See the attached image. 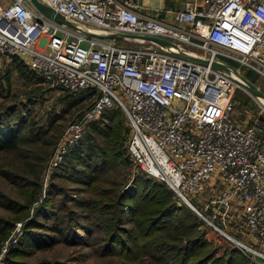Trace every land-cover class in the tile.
<instances>
[{"label":"built area","instance_id":"1","mask_svg":"<svg viewBox=\"0 0 264 264\" xmlns=\"http://www.w3.org/2000/svg\"><path fill=\"white\" fill-rule=\"evenodd\" d=\"M40 1L73 27L47 19L29 0H0V55L23 60L50 87L95 90L49 167H58L88 125L117 106L129 126L125 148L135 167L164 183L245 257L264 264V127L258 120L239 125L233 117L234 93L251 95L241 70L264 83V0H175L170 7H145L141 0ZM214 62L224 68H212ZM240 221V239L217 224ZM22 234L18 223L2 243L0 264Z\"/></svg>","mask_w":264,"mask_h":264},{"label":"rangeland","instance_id":"2","mask_svg":"<svg viewBox=\"0 0 264 264\" xmlns=\"http://www.w3.org/2000/svg\"><path fill=\"white\" fill-rule=\"evenodd\" d=\"M168 1L169 0H154L157 6H162V3L166 4ZM141 2H143V0H141ZM116 44L119 46H132L131 43L123 41H117ZM10 60L11 59L7 56L0 55V78L5 75L6 71H9L11 79L9 98L5 101L3 100V96L6 95L5 91H7V86L4 82L0 83L1 85L4 84L3 88L0 86V103H5V105L18 104L19 107L21 106L18 111L23 117L29 119L30 127L34 129V131L41 129L42 132H46V135L27 137L28 134L25 130L23 134L25 141L21 145V150L17 153V156L0 155V221L9 222L13 225L9 236L14 231L18 223L21 224V229H23L24 221L26 219H31L35 215L37 207L46 197L49 188H51L54 191V194L62 192L65 195V199H63V194L56 196L53 195L52 199H54V209L58 222L63 223V228L68 231V239L69 241H72L69 243L59 242L47 251L34 252L31 256H25L20 259L27 264H40L44 261L54 264H162L164 258L159 260L156 257L161 255L160 250L157 249L158 246L152 245L153 241L157 240L155 238L146 244L147 247L142 249L139 260L135 262L124 261L122 256L118 257L116 255H107L103 249L107 238V232L103 230L105 218H103L99 212L76 208L70 201L72 199H81L82 197L89 198L91 201H97L100 206L106 208L113 206L114 198L119 194L123 193L127 196L136 194L137 189L135 187V179L142 175L140 174V170L135 167L131 159L127 158L126 154H124L126 159H123L122 161L110 157V162L103 168L104 170L96 174L99 181L97 184H99L98 187H100L101 193L105 195L104 198L98 197L97 195L94 196L89 193L96 187V183L93 184L91 188H85L84 186H80L63 177H59V174L57 173L59 170H56L59 166L56 168L49 167V161L54 154L57 143L63 133L71 123L78 121L83 116L84 112L91 107L95 100V96H82L79 100L74 98L76 102L74 105L68 107L65 102L67 91L50 87V85H48L45 81H41L36 85L27 84L24 82L25 80H22L18 76V72L15 71V67L11 64ZM233 66L238 67L236 64H233ZM249 73L250 72L247 69L241 70V74L246 78ZM248 80L252 83L256 82L260 86L261 91H264L263 81L259 80L254 75L251 80ZM35 89H37V91L33 93ZM21 93H30V95L26 96ZM251 95L249 96L240 90H237L234 93L236 102L233 117L240 125L256 120L260 121L262 118V124L264 127V102L260 103V106L257 105L251 99ZM1 96L3 98H1ZM112 108H117V106ZM115 111L117 113V118H115L113 122L115 130L112 134L105 139L97 134H92V141L96 144V146H98V148L102 149H106V146L109 143L117 142L120 144V148L118 150H120L121 153V151H124L126 146L129 126L123 112H121L122 110L120 111L119 109H116ZM12 119H16V115ZM45 139H48V141L54 140V145L47 146ZM48 151L51 153L49 156H47ZM80 167L81 166L79 165L75 166L73 170H70L71 173L77 176L80 175V172L76 170L80 169ZM4 171L18 173L20 178L13 179L6 177L3 174ZM54 174H56V176ZM37 179L38 186H40L39 191H35L36 187L32 184V182L34 180L37 181ZM78 189H85L87 192L80 194L78 193ZM33 195L36 197L37 201L27 209L28 202L34 198ZM173 199L175 200V197H173ZM181 202L183 203V210L174 216L173 221L182 222L184 220L185 223H188L194 220L197 222L194 218V213L196 215L197 213L190 205L179 199L178 203ZM11 203L22 206L23 212H14L13 210L8 209L7 206ZM191 204L201 210V207L197 206L195 201H191ZM22 207L20 208L22 209ZM68 211L69 213L72 211L71 214L74 213L73 215L82 213L83 216L77 217V221L73 219L69 220L67 216ZM124 215L126 220L123 222L121 227L123 226L126 230L132 229V226L127 224V219L131 217L130 214L128 213ZM25 216L27 217L24 218ZM85 216L88 218L83 219ZM37 219L38 221H42L41 218ZM217 224L218 227L222 228L228 236L234 239L242 238L240 233L243 230L242 221H240L237 225L230 223H225L223 225L221 222H218ZM83 226L90 228V233L86 234L82 230ZM203 231L204 234L201 236V243L205 244L202 248H200V254L198 256L191 257L190 260L192 262L200 259V257L202 258V256L206 253L209 254L212 252V249L215 246L222 247L221 249H226L225 245H223L224 243L220 240L221 238L228 242L227 244L230 247L236 248L234 243H232L225 235L220 234L215 230L214 232H211L209 229L207 230V228L204 227ZM216 235H220L221 238ZM123 237L126 238L124 234ZM84 242L85 244H83ZM157 242L160 241L157 240ZM166 242L171 243L169 241ZM17 244L9 247L7 251L3 253L2 264H7L9 253L16 250ZM221 253H223V251H221ZM248 261L250 262L244 261L242 264H257L252 262L250 259H248Z\"/></svg>","mask_w":264,"mask_h":264},{"label":"trees","instance_id":"3","mask_svg":"<svg viewBox=\"0 0 264 264\" xmlns=\"http://www.w3.org/2000/svg\"><path fill=\"white\" fill-rule=\"evenodd\" d=\"M8 58L11 59V64L15 67V71L18 72V76L22 80H25L24 82L27 84L36 85L44 81L23 60L18 57ZM252 78V73L247 74V79L251 80ZM2 82L7 86L6 95L3 96L4 98L1 96L5 101L9 98L11 87L9 71H6L5 75L0 78V83ZM0 86L3 88L4 84H0ZM36 91L37 89L33 93ZM81 92H66L65 102L68 107L74 105L76 102L74 98L79 100L82 96H95V90L93 89H86ZM21 94L30 95V93ZM234 101L236 102L235 97ZM19 108L21 106L19 107L18 104L5 105V103H0V155L17 156V153L21 150V145L25 141L23 135L25 130L28 134L27 137L46 135V132H42L41 129H37V132L34 131L30 127L29 119L23 117L18 111ZM116 109L121 111L118 107L105 110L101 119L88 125L79 145L70 149L65 154L62 162L56 169L59 170L57 172L59 177H63L85 188H91L93 184L99 182L96 174L104 170L103 168L110 162V157L121 161L126 159L124 155H127L126 149L124 148V151L120 153V150H118L120 144L117 142L109 143L106 149H102L98 148L92 141V134H97L104 139L112 134L115 130L113 122L117 118ZM15 115L16 119H12ZM260 121L263 122V119L261 118ZM45 142L47 146L54 145V140L48 141V139H45ZM50 154V151H48L47 156ZM127 158L130 159L128 155ZM77 165L81 166L80 169H76L80 172L78 176L73 175L70 171ZM3 174L13 179L20 178L18 173H12V171H4ZM56 174L54 175L56 176ZM140 174L142 176H138L135 179L136 194L130 196L123 193L119 194L114 198L113 206L111 207L103 208L97 201H91L89 198L82 197L81 199L70 200L76 208L99 212L105 218L103 230L107 232V238L103 249L107 255L122 256L124 261L135 262L139 260L142 249L147 247L146 244L155 238L160 242L154 240L152 245L158 246L157 249L160 250L161 255L156 257L159 260L164 258L162 264H242L244 261L250 262L238 249L230 247L227 244L228 242L224 241L220 235L216 236H220L219 238H221L220 240L224 243L223 245H225L226 249L215 246L212 252L206 253L202 258L200 257V259L192 262L190 260L191 257L198 256L200 248L205 244L201 243V236L204 234L203 227L207 228V230L209 229L211 232H214V230L195 213L194 218L197 222L194 220L188 223H185L184 220L182 222H174V216L183 210V203H178L179 198L164 183L147 177L141 171ZM37 182L38 179L32 182L36 187L35 191L40 190ZM98 185L89 193L104 198L105 195L101 193ZM78 190L80 194L87 192L85 189ZM59 194L63 193L54 194V191L49 188L46 197L37 207L35 215L31 219L24 221L23 236L18 242L16 250L9 253L7 264H27L20 258L31 256L34 252L47 251L59 242H72L68 239V231L63 228L62 222H58L57 215L55 214L54 199L52 197ZM173 197H175V200ZM34 198L28 202L27 209L37 201L35 196ZM63 199H65V195ZM20 207L22 206L15 205L14 203L7 206L8 209L14 212L19 211L22 213L23 207L22 209ZM71 213L72 211L70 213L68 211L67 216L69 220L73 219L77 221V217L83 216L82 213L77 215ZM128 213L131 217L127 219V224L131 225L132 229L126 230L121 225L126 220L124 214ZM37 218H41L42 221H38ZM87 218L86 216L83 217V219ZM12 228L13 225L9 222L0 221V249L2 243L9 237ZM82 230L86 234L90 233V228L87 226H83ZM123 234L126 238L123 237ZM40 264L54 263L44 261Z\"/></svg>","mask_w":264,"mask_h":264},{"label":"water","instance_id":"4","mask_svg":"<svg viewBox=\"0 0 264 264\" xmlns=\"http://www.w3.org/2000/svg\"><path fill=\"white\" fill-rule=\"evenodd\" d=\"M29 1L32 4V6L38 12H40L44 17H46L47 19H49L53 22H56L58 24H64L66 26L73 27V25L71 23L66 21L62 16H60L57 12H55L53 9L48 7L47 4L43 3L42 1H40V0H29ZM85 33H87V35H89L91 37L101 39V40H122V38H123L122 37L123 35H111V34L110 35H99V34H91L88 32H85ZM126 36L132 37V35H126ZM143 38L146 40L155 42L156 44H159L161 46H167L168 47L171 45V43H169L165 40L159 39V38L148 37V36H145ZM193 60H195L198 63H201L203 65L209 64V61L204 60V59L193 58ZM211 66L214 69H223L224 68L216 62L212 63ZM242 79L244 81L243 86L249 93H251L252 95L259 97L262 100H264V94L262 92L258 91L252 82H250L249 80L244 79V78H242Z\"/></svg>","mask_w":264,"mask_h":264},{"label":"crops","instance_id":"5","mask_svg":"<svg viewBox=\"0 0 264 264\" xmlns=\"http://www.w3.org/2000/svg\"><path fill=\"white\" fill-rule=\"evenodd\" d=\"M156 1V0H155ZM170 1V2H169ZM167 3H166V7H170V6H172V3L173 2H175V0H169ZM143 6H145V7H156L157 6V4H155V2H154V0H143ZM201 21H198V23H200ZM236 120V119H235ZM237 122V121H236ZM261 124H262V122L261 121H259ZM238 123V122H237ZM250 123H252V122H250ZM250 123H247V124H250ZM239 124V123H238ZM240 125V124H239ZM243 125H245V124H243ZM263 125V124H262Z\"/></svg>","mask_w":264,"mask_h":264}]
</instances>
